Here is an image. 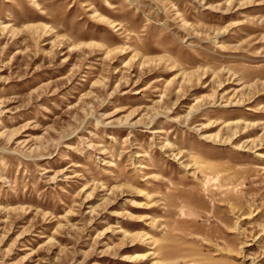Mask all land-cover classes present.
I'll use <instances>...</instances> for the list:
<instances>
[{"label": "rangeland", "instance_id": "obj_1", "mask_svg": "<svg viewBox=\"0 0 264 264\" xmlns=\"http://www.w3.org/2000/svg\"><path fill=\"white\" fill-rule=\"evenodd\" d=\"M0 264H264V0H0Z\"/></svg>", "mask_w": 264, "mask_h": 264}]
</instances>
